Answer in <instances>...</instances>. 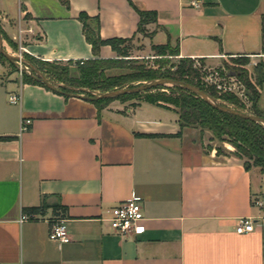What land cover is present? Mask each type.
Here are the masks:
<instances>
[{"label": "crops", "instance_id": "1", "mask_svg": "<svg viewBox=\"0 0 264 264\" xmlns=\"http://www.w3.org/2000/svg\"><path fill=\"white\" fill-rule=\"evenodd\" d=\"M133 5L157 13L143 37L178 46L180 57L264 63V0H0V26L12 40L19 27L31 29L23 47L36 59L82 61L94 54L80 14L101 39L130 38L138 36ZM99 56L116 53L103 45ZM16 92L20 105L8 102ZM258 105L264 111V84ZM122 106L98 110L0 65V264H264L260 225L235 231L240 217L264 218V173L204 148L202 130L175 111ZM22 116L32 124L20 133ZM134 194L145 231L112 233L109 210ZM57 217L67 221V243L49 239Z\"/></svg>", "mask_w": 264, "mask_h": 264}, {"label": "trees", "instance_id": "2", "mask_svg": "<svg viewBox=\"0 0 264 264\" xmlns=\"http://www.w3.org/2000/svg\"><path fill=\"white\" fill-rule=\"evenodd\" d=\"M61 1L68 5V0ZM134 8L139 16L136 34L138 33L146 37L151 36L153 33L149 34L147 26L150 24H157V13L151 10H140L135 6ZM80 18L84 21V33L86 39L92 45L94 56L88 60L65 61L68 66L72 67V73L69 72L68 68L62 67L60 65L62 64V61L54 60L52 63H50V61L36 59L28 53L23 54L28 60L32 61L31 63L34 62L38 63L37 65H39L40 62H43L38 66V69L48 80L52 82L58 81L68 84L72 87L90 88L91 90L102 89V93L126 87L128 82H131L133 78L131 75H116L106 77L103 71L111 68L113 63H115L119 57L129 56L128 51L124 50L121 45L130 40L135 35L130 38L113 37L109 39H101L96 30L87 23L88 17L81 13ZM261 31L262 50L264 52V17L262 19ZM1 34L3 39H6L11 44V46H13L14 51H17L18 43L9 37H5L2 29ZM103 45L110 46L111 49L116 53L117 59L101 58L99 56V51L100 47ZM162 47L169 50L171 55H179L178 46L172 47L170 44H164ZM10 63L14 65L12 62ZM255 74L258 76V86L254 89L249 88L251 96H248V102L250 103L251 113L264 119V111H262L258 105L260 91L264 84V63H260L256 67ZM234 76L243 80L246 78V75L243 72H236ZM201 77L202 76L198 73V70L193 68L191 58L180 57L175 69L169 74H158L152 72L143 78H145V80L167 78L189 83L197 86L210 96L220 100L225 106L232 107L238 111L245 109V103H243L238 95L230 91L219 93L221 91L217 89L215 85H207L206 83H202ZM22 81L24 83H34L45 86L37 81L32 75L23 74ZM161 89H167L168 93L161 91ZM58 92L65 95L84 93H79L65 87L61 88ZM138 94L140 93L121 95L112 99H94L92 101L98 110H101L112 100L125 101L130 97L137 96ZM144 94L145 102L169 109L170 106H174V110L179 115V120L182 125L197 126L203 130H208L212 132V134L216 136L218 140L222 142H228L233 145L235 150L229 152V154L242 159L246 169L257 167L262 173H264V125L254 122L250 119H245L230 113L223 112L206 103L199 95L179 87H156L152 90L144 92ZM87 96L94 97L91 94H87ZM216 153L218 155L224 154L221 149H217Z\"/></svg>", "mask_w": 264, "mask_h": 264}, {"label": "rangeland", "instance_id": "3", "mask_svg": "<svg viewBox=\"0 0 264 264\" xmlns=\"http://www.w3.org/2000/svg\"><path fill=\"white\" fill-rule=\"evenodd\" d=\"M2 29V28H1ZM0 29V30H1ZM151 32H149L150 34ZM5 37H8L4 33ZM3 38V36H2ZM4 40V49L5 51L10 55L15 56H21L28 62H32L27 59V57L20 52V46L18 40H15L18 43V49L17 51H14L13 46L6 40ZM24 44V39L21 42ZM121 47L128 51L129 56L128 57H119L117 59V56L115 57L117 60L115 63H113L112 67L104 70L103 73L106 77L116 76V75H131L133 78L131 82H128V85L126 87H135L139 84L145 83L150 81L145 80L146 75L154 72L158 74H169L172 72L179 59L180 56L171 55L170 51L167 49H164L162 45H155L150 43L148 40H146L143 35L138 34V36L132 37L130 40L126 41L121 45ZM112 58V59H115ZM253 58L249 56H232V57H225L222 59L221 63L218 65H212L206 63L203 59H192L193 68L198 70V73L202 76L201 80L202 83H206L207 85H221V92L223 93L228 90H225V87H229L230 85L233 86L236 93H239L238 97L245 103L246 106L245 109H242L241 111L244 113H251L250 111V103L248 102V96L245 94L246 91H249V88L254 89L258 86V79L257 74H255L256 67L263 63L262 60H252ZM43 62H40V64ZM52 63V61H50ZM60 64L62 67L68 68L69 72L72 73V67L68 66L66 62H61ZM22 67V72L20 71V68L14 66L11 64L6 58H4L0 54V65L3 66V69L5 70V75H11L14 74L17 77H20L22 79L23 74L24 75H31L32 72L35 74L31 67H29L26 63H19ZM34 67L38 69L37 65L38 63H31ZM48 66V65H47ZM46 66V67H47ZM236 72H243L246 75V78L241 79L237 78L235 75ZM153 80V79H152ZM248 82V83H247ZM54 83H60L63 84L71 90H74L76 92H84L81 93L83 95L91 94L92 96L96 97L98 94L102 93V89L97 90H91L90 88H78V87H72L68 84L54 81ZM163 87V86H161ZM166 87H173V86H166ZM64 88V87H62ZM125 88V87H124ZM161 91H165L168 93L167 89H161ZM145 94L144 92L138 94L135 97H130L127 100H112L111 102H115L117 104L123 105L122 109L127 110H133L135 109L140 102L144 101ZM220 101V100H219ZM108 103V104H109ZM220 103H222L220 101ZM169 109V108H167ZM174 106H170L169 110L175 111ZM179 111V110H177ZM201 129V128H200ZM202 130V133L205 135L203 140V147L206 149H221L222 152L227 153L234 151L233 145H231L228 142H222L216 138L212 134V132L207 130ZM61 219L60 217H57L54 220Z\"/></svg>", "mask_w": 264, "mask_h": 264}, {"label": "built area", "instance_id": "4", "mask_svg": "<svg viewBox=\"0 0 264 264\" xmlns=\"http://www.w3.org/2000/svg\"><path fill=\"white\" fill-rule=\"evenodd\" d=\"M32 32L31 29L23 30L18 28L17 34L14 36V40H18L20 46V52L27 53L26 49L21 43L24 38V33ZM22 67L20 71L22 72ZM217 89L221 90V85H216ZM225 90L236 93L233 86L225 87ZM240 96V95H239ZM22 101L21 92L11 93L8 95V102L13 105H20ZM32 124V120L28 117L22 116L20 118V133L27 131ZM109 227L112 233L120 235L122 237H130L134 234H140L145 231V226L142 221L143 215V200L138 195H131L128 199L115 205L109 210ZM28 219L26 214H23L20 221L23 222ZM256 224H259L264 231V218L255 222L251 217H240L236 222L235 231L238 234L250 233L255 230ZM49 239L52 241H58L60 243H67L71 240L67 221L64 218L54 220L49 230Z\"/></svg>", "mask_w": 264, "mask_h": 264}, {"label": "water", "instance_id": "5", "mask_svg": "<svg viewBox=\"0 0 264 264\" xmlns=\"http://www.w3.org/2000/svg\"><path fill=\"white\" fill-rule=\"evenodd\" d=\"M0 53L8 61L14 63L16 65V67H18L20 69H21V66L19 63L20 62L26 63L29 67H31L32 71L35 73V74H33L31 72L30 74L37 81H39L40 83H42L43 85H45L49 89L60 91V89L62 87H67L63 84L54 83V82L48 80L39 69L34 67L30 62L26 61L21 56H15V55L8 54L4 49V40L2 38L1 30H0ZM161 86H175V87H179V88L191 91V92L199 95L206 103L210 104L211 106H213V107H215V108H217L223 112L230 113V114H233L235 116H239V117H242L245 119H250L254 122H257V123L264 125V119L258 115H255L253 113H244V112L238 111L232 107L225 106L224 104L220 103V101L218 99L210 96L209 94H207L206 92H204L203 90H201L200 88H198L195 85L185 83L182 81H178V80L167 79V78H156V79L150 80L148 82L139 84L135 87H125V88L114 89V90H111V91H108L105 93H100L96 97H89V96H86L83 94H70V95L80 96V97L88 99V100L104 99V98H111L112 99V98H117L121 95L146 92V91H149V90H152L156 87H161ZM245 94L249 97L251 96L248 91H246Z\"/></svg>", "mask_w": 264, "mask_h": 264}]
</instances>
